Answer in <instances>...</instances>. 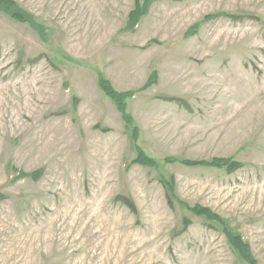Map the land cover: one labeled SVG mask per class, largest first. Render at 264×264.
Wrapping results in <instances>:
<instances>
[{
    "label": "rangeland",
    "instance_id": "obj_1",
    "mask_svg": "<svg viewBox=\"0 0 264 264\" xmlns=\"http://www.w3.org/2000/svg\"><path fill=\"white\" fill-rule=\"evenodd\" d=\"M12 1L0 264H264V0Z\"/></svg>",
    "mask_w": 264,
    "mask_h": 264
},
{
    "label": "trees",
    "instance_id": "obj_2",
    "mask_svg": "<svg viewBox=\"0 0 264 264\" xmlns=\"http://www.w3.org/2000/svg\"><path fill=\"white\" fill-rule=\"evenodd\" d=\"M14 4L15 3L12 0H0V10L7 12L15 20L27 21L28 17L25 16L22 12L18 11ZM133 14H134V11H132L131 15H133ZM98 85H99L100 89L117 104L118 110H120L123 117L125 119H127L128 117L122 113L123 112V106H122L123 101L121 100V97L110 86L107 79L103 75H100L99 80H98ZM139 153H141V151ZM134 162H137L141 165H150V166H153L156 164V162H154V160L152 158H150L147 155H142V154H139L137 156V158L134 160ZM185 163L188 165H192V166H194L196 164H199V165L200 164H207V162H205V161H200V162L185 161ZM208 164L212 165V166H217V167H225L226 169H228L230 171H232V170H234L240 166V163H238L236 161H228V160L220 158V157L219 158H212L211 160L208 161ZM161 180H162L164 187H165L167 185L166 181H164L162 178H161ZM166 196L168 199H169V197L171 198V194L169 192L166 193ZM200 207L201 206H193L192 210L196 214H199V215L203 214L205 217L208 218L209 216H208L207 210L205 208H200ZM226 236L228 238L229 243L231 245H233L236 249L239 250V253H241V256H243L244 259H246L251 264H253L252 263L253 260L250 257V254L247 250V245L242 243V241L239 239V237L230 231H227Z\"/></svg>",
    "mask_w": 264,
    "mask_h": 264
}]
</instances>
